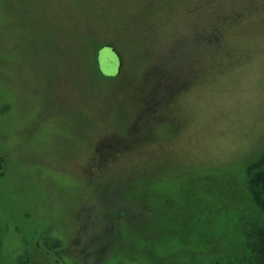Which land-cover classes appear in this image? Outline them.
<instances>
[{"label":"rangeland","instance_id":"rangeland-1","mask_svg":"<svg viewBox=\"0 0 264 264\" xmlns=\"http://www.w3.org/2000/svg\"><path fill=\"white\" fill-rule=\"evenodd\" d=\"M245 2L0 0V228L15 256L25 227L55 240L59 264H258L264 0Z\"/></svg>","mask_w":264,"mask_h":264},{"label":"flooded vegetation","instance_id":"flooded-vegetation-1","mask_svg":"<svg viewBox=\"0 0 264 264\" xmlns=\"http://www.w3.org/2000/svg\"><path fill=\"white\" fill-rule=\"evenodd\" d=\"M24 228L21 227V233L24 235L31 234L32 238L29 239L30 241L25 240L30 245L27 244L24 254L16 256L13 254V245L1 238L6 235L2 233L4 230L0 228V264H59L62 250L57 249L59 246L55 240L44 235V231L34 235V228Z\"/></svg>","mask_w":264,"mask_h":264},{"label":"trees","instance_id":"trees-1","mask_svg":"<svg viewBox=\"0 0 264 264\" xmlns=\"http://www.w3.org/2000/svg\"><path fill=\"white\" fill-rule=\"evenodd\" d=\"M241 4H245V0H237ZM233 13H225L224 19ZM249 173V187L253 193L254 198L264 211V158L254 164L248 171ZM253 238V244H251V251L255 255L258 264H264V225L255 230L254 234H251ZM250 249V248H249ZM212 264H235L233 262H221L216 261Z\"/></svg>","mask_w":264,"mask_h":264},{"label":"water","instance_id":"water-1","mask_svg":"<svg viewBox=\"0 0 264 264\" xmlns=\"http://www.w3.org/2000/svg\"><path fill=\"white\" fill-rule=\"evenodd\" d=\"M103 49H110L112 52H115V55L117 56V58L118 59H114V57L112 56V61L114 62V64L116 65L117 63H119L118 64V70H117V72H116V74L118 73V71H119V67H120V64H121V62H120V58H119V55H118V53L115 51V50H113L112 48H110V47H102L99 51V56L101 55V53H102V51H103ZM100 66H101V64H99ZM102 70V69H101ZM102 73L103 74H105V75H107V73H105L103 70H102ZM116 74H108L107 76H115Z\"/></svg>","mask_w":264,"mask_h":264}]
</instances>
